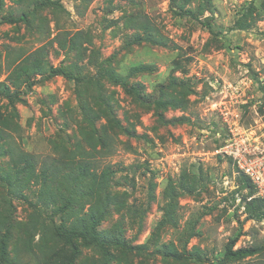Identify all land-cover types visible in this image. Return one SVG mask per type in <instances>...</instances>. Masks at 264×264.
Wrapping results in <instances>:
<instances>
[{
	"label": "rangeland",
	"instance_id": "obj_1",
	"mask_svg": "<svg viewBox=\"0 0 264 264\" xmlns=\"http://www.w3.org/2000/svg\"><path fill=\"white\" fill-rule=\"evenodd\" d=\"M200 3L189 7L198 19L170 0H0V84L16 91L0 95V175L19 165L9 148L48 160L61 144L74 162L112 165L118 204L101 228L122 220L135 247L112 248L111 264H264V220L244 210L232 152L264 146V0H214L202 13ZM246 12L252 25L238 29ZM41 47L40 67L26 72ZM51 68L64 73L48 77ZM183 178L190 193L177 187ZM30 213L0 181V248L5 235L12 253L29 235L38 248ZM170 242L188 257L156 251ZM60 250L47 245L39 264H63ZM97 256L85 248L76 264Z\"/></svg>",
	"mask_w": 264,
	"mask_h": 264
},
{
	"label": "trees",
	"instance_id": "obj_2",
	"mask_svg": "<svg viewBox=\"0 0 264 264\" xmlns=\"http://www.w3.org/2000/svg\"><path fill=\"white\" fill-rule=\"evenodd\" d=\"M213 1L201 0L198 5L200 13L211 10ZM194 2L196 0H170L171 7L176 14H187L199 19V15L190 9ZM192 9L197 11L195 8ZM248 15L249 13L246 12L236 20L235 25L238 29L245 30L252 25ZM208 27L211 26L208 24ZM81 39L82 33L76 32L70 41L75 45ZM61 46L65 47V44ZM43 50L44 47H41L27 55L25 58L27 68H24L26 72L29 71L28 68L40 67L38 60ZM139 70L141 67H133L130 73ZM62 73L64 72L61 69L51 68L46 75L52 77ZM0 95L13 101L16 91L12 90L7 83H1ZM54 149V153L62 152L61 157L49 156L48 160V156H42L44 158L41 159L37 154L15 150V148L5 150L10 152L11 158H14L19 165L13 171L7 170L1 174L0 181L10 191V194L23 200L31 208L28 220L29 229L31 232L40 234L37 249L41 254L34 248L31 235L22 240L21 247L16 248L12 253L6 245L7 235H5L1 238L0 264H39L45 253V247L55 242L60 243V249L65 252L63 264H76L81 259L85 248L98 253L92 264H111L112 248L131 249L135 247L124 236L122 220L116 221L111 227L101 228L111 206L118 204V200L112 195L113 176L117 170L110 164L99 168V165L91 160L81 159L74 162L78 157L77 151H69L64 145H56ZM184 179L180 180L177 187L180 192L190 193L194 186ZM239 187L247 189L248 198H250L246 199L244 205L248 217L254 220H264V198L253 196L256 190L250 178L243 172L240 174ZM177 194L176 188L168 189L167 197L170 204ZM80 195L92 199L88 209L78 206ZM170 211L168 207V216L171 215ZM137 212L142 218L141 210ZM137 247L144 249L147 246ZM60 251L54 255H58ZM156 251L166 258L188 257L185 254L186 246L183 250H179L173 242L162 243ZM245 251L249 252V250ZM11 253L14 254L12 258Z\"/></svg>",
	"mask_w": 264,
	"mask_h": 264
},
{
	"label": "built area",
	"instance_id": "obj_3",
	"mask_svg": "<svg viewBox=\"0 0 264 264\" xmlns=\"http://www.w3.org/2000/svg\"><path fill=\"white\" fill-rule=\"evenodd\" d=\"M230 140L231 145L234 144ZM232 152L236 155L239 170L250 178L257 196L264 198V146L257 143L237 145L236 150L232 148Z\"/></svg>",
	"mask_w": 264,
	"mask_h": 264
},
{
	"label": "crops",
	"instance_id": "obj_4",
	"mask_svg": "<svg viewBox=\"0 0 264 264\" xmlns=\"http://www.w3.org/2000/svg\"><path fill=\"white\" fill-rule=\"evenodd\" d=\"M257 196V195H256Z\"/></svg>",
	"mask_w": 264,
	"mask_h": 264
}]
</instances>
